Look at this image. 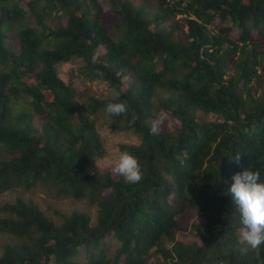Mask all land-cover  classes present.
<instances>
[{"label":"trees","instance_id":"16d2710c","mask_svg":"<svg viewBox=\"0 0 264 264\" xmlns=\"http://www.w3.org/2000/svg\"><path fill=\"white\" fill-rule=\"evenodd\" d=\"M72 59L110 88L85 111L58 76ZM0 66V195L41 185L97 208L56 222L32 201L1 205L0 264H264V244L241 251L227 192L246 167L264 182V0H0ZM113 89L129 105L113 126L140 139L120 145L137 184L94 170L93 117Z\"/></svg>","mask_w":264,"mask_h":264},{"label":"rangeland","instance_id":"374dc122","mask_svg":"<svg viewBox=\"0 0 264 264\" xmlns=\"http://www.w3.org/2000/svg\"><path fill=\"white\" fill-rule=\"evenodd\" d=\"M15 44V43H13ZM58 76L65 83H73L76 88V96L73 100L75 105L82 110H87L89 104L88 96H95L100 99L107 98L110 95V88L107 82L101 80H89L81 71V62L79 59H72L69 62H60L56 65ZM2 66H0V72ZM49 96H46V100ZM96 127L103 139L106 154L103 158H98L94 164V170L99 173H105L108 169L112 168L120 154L121 144H138L140 139L129 131L116 129L113 125L118 124V119L109 117L105 112H98L94 115ZM40 120L35 118L37 127L40 125ZM18 198L25 201H32L37 204L46 216L58 221L56 212L61 214H69L73 211H80L87 213L92 222L96 221L97 208L90 206L87 201H78L69 197H59L53 191H48L46 187L37 185L31 187L29 190L17 188L0 195V206L6 203L15 202ZM194 216L191 221L202 222L197 213H191ZM179 239H194L191 233L186 232L178 236ZM8 240L6 235L0 234V255L3 250V245ZM109 250L117 246L115 240L110 239Z\"/></svg>","mask_w":264,"mask_h":264},{"label":"clouds","instance_id":"9594fccd","mask_svg":"<svg viewBox=\"0 0 264 264\" xmlns=\"http://www.w3.org/2000/svg\"><path fill=\"white\" fill-rule=\"evenodd\" d=\"M91 62L97 63V57L92 56ZM97 75L102 76L99 70ZM121 93L112 90V100L105 105V113L109 117H120L127 115L129 105L127 101L120 99ZM167 119L164 112L156 115L151 124L150 134L158 135L161 127ZM136 121L135 115L132 116V123ZM242 154L236 153L231 160L240 164ZM112 173L123 177L129 184H137L143 179L141 164L137 157L127 151L120 152L118 160L111 169ZM233 182L227 189L232 202L238 210L240 216V242L245 245L241 249L246 253L249 248L257 249L264 244V182L260 180L258 170L249 167L235 173L232 177Z\"/></svg>","mask_w":264,"mask_h":264}]
</instances>
